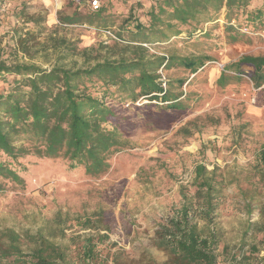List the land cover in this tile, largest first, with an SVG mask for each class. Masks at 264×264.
<instances>
[{
    "label": "trees",
    "instance_id": "1",
    "mask_svg": "<svg viewBox=\"0 0 264 264\" xmlns=\"http://www.w3.org/2000/svg\"><path fill=\"white\" fill-rule=\"evenodd\" d=\"M68 1L66 11L59 12L61 24L111 30L118 40L80 48L57 30L45 36L41 30L17 39L16 50L28 62L6 58L0 49V192L5 185L27 188L28 158L41 162L35 165L60 161L69 171L83 169L95 179L105 176L113 156L131 149L128 135L141 126L140 114L122 115L123 102L149 101L138 108L145 125L151 130L171 128L176 113H186L200 99L184 96L189 77L194 76L188 83L192 85L214 61L195 36L211 38L205 26L218 21L223 10L227 23L241 19L248 28L264 27V0H153L131 6L120 25L107 0H100L98 11L87 0L85 10L76 5L80 1ZM29 21L34 27L46 23L34 16ZM175 43L193 51L182 54ZM144 45L161 46L166 54L151 53ZM244 67L252 69L248 77L254 86L262 87L264 56H245L231 64L219 84L225 86L227 72L243 75ZM160 70L167 73V81ZM180 195V207L156 225L148 246L136 257L125 250L114 252L117 243L100 248L110 238L109 227L94 228L98 243L88 238L71 247L63 231L58 234L42 225L34 230L0 228V264H221L229 254L226 246L221 252L224 213L239 220L241 239L227 256L229 264H264V146L248 170L209 171L197 165L193 183L181 187ZM79 225L93 229L91 218ZM153 250L164 259L158 260Z\"/></svg>",
    "mask_w": 264,
    "mask_h": 264
},
{
    "label": "rangeland",
    "instance_id": "2",
    "mask_svg": "<svg viewBox=\"0 0 264 264\" xmlns=\"http://www.w3.org/2000/svg\"><path fill=\"white\" fill-rule=\"evenodd\" d=\"M71 1H80L76 5L85 10V0ZM91 1L87 0L88 7ZM107 1L113 7L110 12L119 15L116 25L129 15L134 4L153 2ZM68 2L0 0V49L5 50V57L29 61L16 50L18 37L28 31L45 30L42 35L45 36L57 30L59 35L75 41L80 48L105 43L104 30L60 23L59 12L66 11ZM31 16L44 18L46 23L34 27L29 21ZM240 20L227 23L223 10L218 21L205 26V31L211 32V38L195 36L194 41L202 44L200 49L208 50L214 61L206 65L192 85L188 83L194 76L189 77L182 90L184 96L195 94L200 99L186 113H176L171 128L151 130L145 125L144 113H140L138 108L148 105L149 101L123 102L122 115L140 114L141 126L128 135L131 149L113 156L109 172L95 179L88 177L83 169L69 171L68 166L60 161L35 165L41 162L26 159L24 176L27 188L2 185L0 228L34 230L43 225L58 234L63 231L65 242L76 247L88 238H96L95 243H98L95 229L109 227L110 238L103 241L100 248L117 243L114 252L125 250V254L136 257L148 246L156 225L171 217L180 207V189L190 188L197 165H204L209 171L214 167L248 170L264 146V85L260 88L254 86L248 77L252 69L247 67L243 68L240 77L227 72L225 86L219 84L221 74L231 64L245 56H264V27L248 28L241 25ZM116 28L113 30L117 32L119 27ZM182 37L187 38L186 35ZM175 44L182 54L193 51L183 43ZM144 46L151 53L166 54L161 46ZM160 74L161 79L167 81V73L160 70ZM9 80L13 81L12 78ZM153 103L155 107L163 105L161 102ZM228 192L232 193V189ZM85 218L92 219L93 229L79 225ZM220 226L224 235L221 252L224 246L229 252L222 256L221 264H229L227 256L241 243L239 220L233 213H224ZM152 253L158 260L164 259L162 254L154 250ZM260 256H264V251Z\"/></svg>",
    "mask_w": 264,
    "mask_h": 264
},
{
    "label": "built area",
    "instance_id": "3",
    "mask_svg": "<svg viewBox=\"0 0 264 264\" xmlns=\"http://www.w3.org/2000/svg\"><path fill=\"white\" fill-rule=\"evenodd\" d=\"M90 5H91V9L93 11H98L101 8L100 0H93L90 2ZM0 6H1V4H0ZM2 7H1V9H3ZM102 32H103V37L106 41L105 44H107V42L111 41V40H118L117 37L114 35V33L111 30H104ZM164 86H165V84H164Z\"/></svg>",
    "mask_w": 264,
    "mask_h": 264
}]
</instances>
